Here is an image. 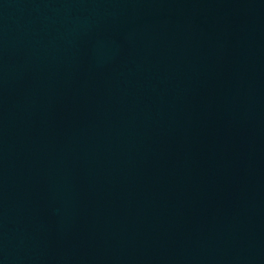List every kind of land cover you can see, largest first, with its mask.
<instances>
[{"label":"water","instance_id":"1","mask_svg":"<svg viewBox=\"0 0 264 264\" xmlns=\"http://www.w3.org/2000/svg\"><path fill=\"white\" fill-rule=\"evenodd\" d=\"M0 264H264V0H0Z\"/></svg>","mask_w":264,"mask_h":264}]
</instances>
